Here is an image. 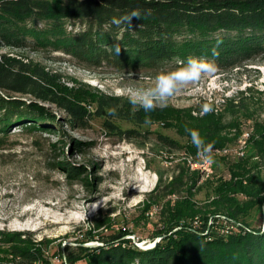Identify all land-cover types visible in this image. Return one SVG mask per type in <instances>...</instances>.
I'll use <instances>...</instances> for the list:
<instances>
[{
    "label": "rangeland",
    "instance_id": "obj_1",
    "mask_svg": "<svg viewBox=\"0 0 264 264\" xmlns=\"http://www.w3.org/2000/svg\"><path fill=\"white\" fill-rule=\"evenodd\" d=\"M47 22L35 16L18 22L19 26L6 25L20 43H9L0 33V56L37 70L43 86L87 114L70 122V115L55 103L0 88V118L6 114L10 119L0 132V264L19 260L12 256L14 247L40 251L42 262L35 264H65L69 252L77 257L86 254L78 249L80 245L98 247L116 235L134 245L159 241L168 225L163 217L164 201L159 198L156 202L159 192L153 189L159 174L165 183L169 181L183 150L163 145L158 134L186 147L192 143L186 129L197 130L206 143L216 145L214 149L224 150L213 156L206 175L205 167H197L199 183L212 174L228 178L227 166L232 162L256 161L249 157L246 146L249 136L250 141L255 137V122H264V54L238 66L217 67L214 75L178 92L166 107L156 109L150 122L136 127L127 120L97 115V98L127 99L130 89L149 86L156 73L95 69L51 44L37 45L31 30L43 32L50 28ZM83 27L79 21L63 24L65 32ZM231 100L240 106L228 109ZM205 103L213 108L208 114L232 125L207 136L203 130L209 118L202 113ZM34 108L45 118L38 128L24 127L29 119L22 115ZM106 122L115 128L107 127ZM130 129H135L134 135L121 133ZM207 194L208 188L197 187L191 199L199 207L207 201ZM199 210L195 218L189 216L180 223L196 226L205 220ZM248 220L252 226L264 228L258 211H252Z\"/></svg>",
    "mask_w": 264,
    "mask_h": 264
},
{
    "label": "trees",
    "instance_id": "obj_2",
    "mask_svg": "<svg viewBox=\"0 0 264 264\" xmlns=\"http://www.w3.org/2000/svg\"><path fill=\"white\" fill-rule=\"evenodd\" d=\"M134 9L141 11V17L133 20L132 27L111 23L113 17L119 18ZM35 16L47 19L50 27L38 32L40 35L31 30L37 45L51 44L85 65L118 74L147 70L157 73L175 67L189 56L214 60L217 67L227 69L264 54V0H0L3 39L18 45L17 38H12L13 30L6 25L19 26L18 22ZM66 21H79L84 27L65 32ZM116 45L120 47L119 54ZM213 49L218 56L212 55ZM39 79L43 77L37 70L30 71L17 60L0 56V88L55 103L70 115V122L84 118L86 110L67 98L56 97ZM239 103L231 100L228 109L238 108ZM109 109H115L116 115H108ZM156 111L135 110L127 99L120 97L97 98V115L127 120L136 127L151 121ZM3 115L0 132L10 123L9 117ZM208 115L203 123L207 136L233 123L220 122L214 113ZM23 116L29 119L24 127L31 129L40 127L45 118L37 108ZM106 125L115 128L109 122ZM254 131L255 137L250 141L249 136L246 146L249 157L256 158L253 164L232 162L227 166L228 178L212 174L201 183L199 172L191 170L186 161L198 160L193 143L178 146L158 134L163 145L183 150L181 163L169 181L165 183L159 174L153 189L159 192L156 202L159 198L164 201L163 217L166 216L168 232L162 233L150 249L139 248L119 235L98 247L80 245L78 249L86 254L77 257L69 252L65 264L79 260L81 264H264V228L252 226L248 220L252 211H258L262 218L264 209V122H255ZM134 132L130 129L121 133ZM197 187L208 188L207 201L199 207L191 199L192 190ZM197 209L205 220L196 226L192 222L180 223L194 217ZM11 253L19 260L10 264H35L43 259L40 251L28 248L14 247Z\"/></svg>",
    "mask_w": 264,
    "mask_h": 264
},
{
    "label": "clouds",
    "instance_id": "obj_3",
    "mask_svg": "<svg viewBox=\"0 0 264 264\" xmlns=\"http://www.w3.org/2000/svg\"><path fill=\"white\" fill-rule=\"evenodd\" d=\"M141 11L134 9L119 18L113 17L111 23L117 27L121 25L133 26V20H139ZM120 47L116 45V53L119 54ZM212 55L218 56L215 49ZM217 65L214 60L189 56L185 61H179L175 67L160 69L153 78L152 83L146 87H136L127 93V101L135 110H143L150 113L157 108L166 107L169 101L182 90L198 84L205 77L214 75ZM213 110L212 105H202V113L208 114ZM108 115H116L115 109H109ZM150 122V121H146ZM191 137L193 145L197 148V158L203 163L213 162L214 146L206 143L197 130L186 129Z\"/></svg>",
    "mask_w": 264,
    "mask_h": 264
},
{
    "label": "bare ground",
    "instance_id": "obj_4",
    "mask_svg": "<svg viewBox=\"0 0 264 264\" xmlns=\"http://www.w3.org/2000/svg\"><path fill=\"white\" fill-rule=\"evenodd\" d=\"M247 140V139H246ZM241 144H242V148L244 149L245 148V146H246V141L245 140H243V141H241ZM242 149V150H243ZM241 150V155L243 154V151ZM224 151V150H223ZM223 151H220V150H217V149H214V152H213V156H216V155H218V154H220V153H222ZM199 160V159H198ZM186 161H188V163H189V167H190V169L191 170H198L197 169V167H205V169H204V171H203V173L206 175V168L210 165V164H208V163H203L202 161L201 162H197V161H193L191 158H187V160ZM202 173V172H201ZM209 175H207V177H208ZM151 243H149V245H150Z\"/></svg>",
    "mask_w": 264,
    "mask_h": 264
},
{
    "label": "water",
    "instance_id": "obj_5",
    "mask_svg": "<svg viewBox=\"0 0 264 264\" xmlns=\"http://www.w3.org/2000/svg\"><path fill=\"white\" fill-rule=\"evenodd\" d=\"M262 225H264V209H262ZM158 240H155L153 243H151L150 245H147V246H142L141 244H137V246L139 248H142V249H150L152 247H154V245L156 244ZM82 246H85V247H94L96 246V244L94 243H85V244H82Z\"/></svg>",
    "mask_w": 264,
    "mask_h": 264
},
{
    "label": "built area",
    "instance_id": "obj_6",
    "mask_svg": "<svg viewBox=\"0 0 264 264\" xmlns=\"http://www.w3.org/2000/svg\"><path fill=\"white\" fill-rule=\"evenodd\" d=\"M195 161H197V162H201V160L199 159V160H195Z\"/></svg>",
    "mask_w": 264,
    "mask_h": 264
}]
</instances>
